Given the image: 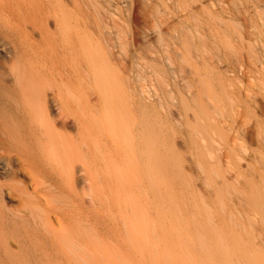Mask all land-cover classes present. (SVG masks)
I'll return each instance as SVG.
<instances>
[{
    "label": "rangeland",
    "instance_id": "374dc122",
    "mask_svg": "<svg viewBox=\"0 0 264 264\" xmlns=\"http://www.w3.org/2000/svg\"><path fill=\"white\" fill-rule=\"evenodd\" d=\"M71 17L103 24L151 112L148 186L142 171L96 192L78 173L74 227L91 258L264 264V0H74ZM9 45L0 85H14Z\"/></svg>",
    "mask_w": 264,
    "mask_h": 264
},
{
    "label": "bare ground",
    "instance_id": "6f19581e",
    "mask_svg": "<svg viewBox=\"0 0 264 264\" xmlns=\"http://www.w3.org/2000/svg\"><path fill=\"white\" fill-rule=\"evenodd\" d=\"M73 5L0 0V39L16 59L14 85H0L11 93L0 95V264H103L74 227L78 173L96 192L97 180H151L149 103L115 68L113 36L74 21Z\"/></svg>",
    "mask_w": 264,
    "mask_h": 264
}]
</instances>
